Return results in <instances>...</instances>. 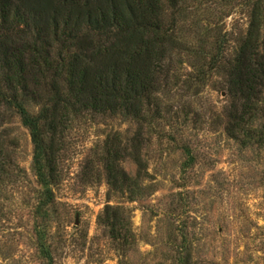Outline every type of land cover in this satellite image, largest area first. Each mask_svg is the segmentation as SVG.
<instances>
[{
    "label": "rangeland",
    "instance_id": "obj_1",
    "mask_svg": "<svg viewBox=\"0 0 264 264\" xmlns=\"http://www.w3.org/2000/svg\"><path fill=\"white\" fill-rule=\"evenodd\" d=\"M181 9L176 35L186 49L167 62L145 123L85 113L58 128L45 219L30 133L14 110H0V264H264V145L229 135L234 101L224 72L209 64L218 50L234 58L252 5L183 0ZM259 107L246 122L253 136L264 129V99ZM140 129L148 175L130 201L108 185L104 156L107 143L130 148ZM121 167L136 177L132 159ZM107 206L122 214L115 233L100 221Z\"/></svg>",
    "mask_w": 264,
    "mask_h": 264
},
{
    "label": "trees",
    "instance_id": "obj_2",
    "mask_svg": "<svg viewBox=\"0 0 264 264\" xmlns=\"http://www.w3.org/2000/svg\"><path fill=\"white\" fill-rule=\"evenodd\" d=\"M250 2L249 29L234 58L225 61L218 50L209 64L224 72L227 94L234 101L229 135L238 140L246 133V139L264 145V129L253 136L246 123L256 119L264 99V5L263 0ZM182 3L0 0V110H14L30 133L33 169L44 190L40 216L52 203L58 181L54 141L64 121L92 113L123 116L141 125L152 107L158 108L157 96L171 70L166 64L186 49L176 35ZM143 141L140 129L130 148L106 146L108 185L114 192L127 193L130 201L141 197V182L148 175ZM126 158L138 167L135 178L121 167ZM103 216L100 221L115 233L122 223L120 209L107 206ZM40 245L44 258L51 261L43 240Z\"/></svg>",
    "mask_w": 264,
    "mask_h": 264
}]
</instances>
